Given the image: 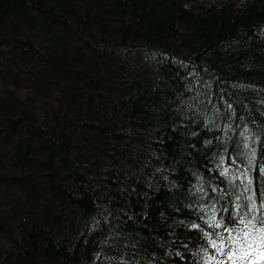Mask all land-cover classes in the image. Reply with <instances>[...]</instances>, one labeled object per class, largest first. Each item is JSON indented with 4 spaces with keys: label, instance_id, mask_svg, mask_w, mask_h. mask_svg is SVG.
<instances>
[{
    "label": "trees",
    "instance_id": "16d2710c",
    "mask_svg": "<svg viewBox=\"0 0 264 264\" xmlns=\"http://www.w3.org/2000/svg\"><path fill=\"white\" fill-rule=\"evenodd\" d=\"M249 197L264 0H0V264H204Z\"/></svg>",
    "mask_w": 264,
    "mask_h": 264
},
{
    "label": "snow or ice",
    "instance_id": "6c2138e0",
    "mask_svg": "<svg viewBox=\"0 0 264 264\" xmlns=\"http://www.w3.org/2000/svg\"><path fill=\"white\" fill-rule=\"evenodd\" d=\"M249 201L248 211L243 214L238 211L227 222L223 218L217 221L215 213L209 218V226L221 231L205 233L208 244L204 246V264H258L264 260V214H251L256 211V204L251 197Z\"/></svg>",
    "mask_w": 264,
    "mask_h": 264
}]
</instances>
